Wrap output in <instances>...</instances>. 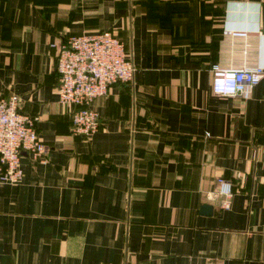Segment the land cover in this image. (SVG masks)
<instances>
[{
    "label": "crops",
    "instance_id": "obj_1",
    "mask_svg": "<svg viewBox=\"0 0 264 264\" xmlns=\"http://www.w3.org/2000/svg\"><path fill=\"white\" fill-rule=\"evenodd\" d=\"M98 31L135 72L93 100L85 139L56 52ZM214 64L264 67V0H0V98L19 96L44 145L19 184L0 179V264H264V76L221 97Z\"/></svg>",
    "mask_w": 264,
    "mask_h": 264
},
{
    "label": "built area",
    "instance_id": "obj_2",
    "mask_svg": "<svg viewBox=\"0 0 264 264\" xmlns=\"http://www.w3.org/2000/svg\"><path fill=\"white\" fill-rule=\"evenodd\" d=\"M243 35V32H235ZM55 69L59 76L58 100L67 107L72 134L85 139L99 130L98 113L93 100L103 96L116 83L133 79L135 66L124 43L111 31L81 33L67 36L57 46ZM210 88L221 97H248L264 76L262 66L211 67ZM36 116L20 110L17 94L0 98V179L17 185L22 179L20 155L26 152L39 160L44 151L36 131ZM217 195L221 209H229L233 198L232 185L219 178Z\"/></svg>",
    "mask_w": 264,
    "mask_h": 264
},
{
    "label": "water",
    "instance_id": "obj_3",
    "mask_svg": "<svg viewBox=\"0 0 264 264\" xmlns=\"http://www.w3.org/2000/svg\"><path fill=\"white\" fill-rule=\"evenodd\" d=\"M201 212L203 213V214H210L211 213V210H212V208L210 207V206H202L201 207Z\"/></svg>",
    "mask_w": 264,
    "mask_h": 264
},
{
    "label": "trees",
    "instance_id": "obj_4",
    "mask_svg": "<svg viewBox=\"0 0 264 264\" xmlns=\"http://www.w3.org/2000/svg\"><path fill=\"white\" fill-rule=\"evenodd\" d=\"M115 35H116V34H115ZM116 36L119 38V36H118V35H116ZM64 39H65V38H64ZM64 39H63V40H64ZM119 39H120V38H119ZM124 46H125V45H124ZM125 49H126V48H125ZM126 51H127V50H126Z\"/></svg>",
    "mask_w": 264,
    "mask_h": 264
}]
</instances>
